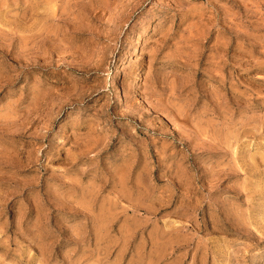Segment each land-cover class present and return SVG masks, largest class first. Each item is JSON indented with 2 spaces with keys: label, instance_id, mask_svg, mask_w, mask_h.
I'll return each instance as SVG.
<instances>
[{
  "label": "rangeland",
  "instance_id": "rangeland-1",
  "mask_svg": "<svg viewBox=\"0 0 264 264\" xmlns=\"http://www.w3.org/2000/svg\"><path fill=\"white\" fill-rule=\"evenodd\" d=\"M0 264H264V0H0Z\"/></svg>",
  "mask_w": 264,
  "mask_h": 264
}]
</instances>
